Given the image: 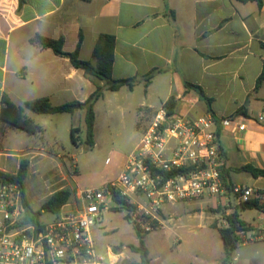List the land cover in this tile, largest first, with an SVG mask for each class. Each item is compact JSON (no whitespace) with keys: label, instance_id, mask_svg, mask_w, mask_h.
<instances>
[{"label":"crops","instance_id":"0c3cea01","mask_svg":"<svg viewBox=\"0 0 264 264\" xmlns=\"http://www.w3.org/2000/svg\"><path fill=\"white\" fill-rule=\"evenodd\" d=\"M18 7L19 0H0V111L5 94L16 105L41 97L60 105L83 103L96 90V84L68 58L32 43L37 34L64 38V50L72 52L82 33L79 55L91 61L99 36L111 34L116 38L112 76L135 77L137 82L133 89L124 86L118 91H105L95 103L94 107L103 102L109 126L115 117L120 115L124 120L131 114L134 121L137 118L136 128L143 135L158 110L155 102L158 84L165 81L164 102L175 96L180 105L178 113L194 118L209 114L207 104L184 82L198 85L212 99L211 108L217 119H235L229 126L215 127L224 153L222 170L227 182L264 189V177L254 178L235 170L247 164L264 168V121L256 120L264 113V83L256 88L264 68V0L262 5L241 0H25L21 10ZM149 72H153L152 78L146 83L144 75ZM141 86L144 96L135 104L136 90ZM77 110L69 114L72 123ZM238 110L244 114H236ZM26 113L44 130L30 135L25 147L17 148L13 141L22 135L15 128H8L0 136V168L15 173L26 157L29 172L51 175L52 179L56 175L52 176L54 169H46L56 164L57 156L48 150L51 147L44 135L47 127L36 120V113ZM239 124H245L246 129L240 131ZM51 133L52 144L58 145L61 142L58 132ZM127 160L120 164L118 176ZM75 169L78 175L74 172L70 182L76 191L85 186L79 184L77 164ZM111 179L104 178L100 186ZM200 206L217 208L218 201L205 198ZM221 210L207 216L209 221L203 225L207 233L191 241L175 240L169 264H222L224 244L212 225L218 220L219 227ZM175 214L180 215L173 206L163 209V225L155 230L166 228ZM239 214L250 236L264 229L263 208ZM190 248L194 250L192 253ZM107 255L119 256V263L126 258L124 252L113 251L110 246ZM230 264H264V238L238 245Z\"/></svg>","mask_w":264,"mask_h":264},{"label":"built area","instance_id":"2783aa9c","mask_svg":"<svg viewBox=\"0 0 264 264\" xmlns=\"http://www.w3.org/2000/svg\"><path fill=\"white\" fill-rule=\"evenodd\" d=\"M234 120L211 114L194 118L170 112L164 103L117 178L74 190L73 201L50 222L40 217V226L23 223L22 189L1 176L17 172L0 168V264H117L119 256L98 252L93 228L104 211L124 203L131 221L145 232L163 225L165 205L192 199H217L220 228L229 226L226 217L235 207L257 201L264 209V189L230 183L222 176L225 158L215 127ZM256 120L264 121V113ZM238 128L244 131L246 125ZM179 170L183 172L165 176ZM235 236L237 246L243 245L264 238V229L250 236L248 227L240 225Z\"/></svg>","mask_w":264,"mask_h":264},{"label":"rangeland","instance_id":"374dc122","mask_svg":"<svg viewBox=\"0 0 264 264\" xmlns=\"http://www.w3.org/2000/svg\"><path fill=\"white\" fill-rule=\"evenodd\" d=\"M161 82L163 81H159V83ZM142 88L141 86L136 90L135 104L139 103L144 96ZM157 88L155 102L159 109L165 103L164 99L167 93L166 81L160 85L158 84ZM176 102L177 106L174 111L179 112L180 105L178 100ZM94 108L96 113V143L93 148H88L85 144V109L77 110L73 121L74 124L72 123V117L66 113L57 115L35 114L36 120L47 127L44 133L45 141L51 147L48 150L57 156L55 163L58 165L56 167V164H52V166L46 169H54L52 176L56 175L52 179L49 178L51 175L42 176L41 173L29 172L26 179V191L31 206L35 210L42 211L44 202L54 191L56 192L64 187L71 188L73 186L74 188V184L70 182V176L74 173L76 164L78 165L80 175L79 184L85 186V188L99 187L102 180L106 177L115 179L121 171L119 167L122 161L129 158L140 142L143 135L138 132L135 125L137 118L134 121L133 115L127 114L124 120L119 115L114 118L115 121L109 126L103 102L99 101ZM27 112L32 113L29 110ZM72 124L73 126L82 127V131L77 132L78 144L73 143L71 140ZM55 130L61 138V142L58 145L52 144L51 132ZM16 131L22 136L15 138V141H13L14 145L17 148L25 147L28 139H30V135L19 129ZM38 141L41 142L43 140L40 139ZM69 154L72 156H69ZM16 165L14 164V166ZM61 170L63 173H61ZM76 174L78 175V172ZM70 201H73V199H70ZM203 201L204 199H192L164 206V209L173 206L175 211L180 215L175 214L171 216L173 217V222L168 223L166 228L145 233V243L150 251L151 264H169L172 260L170 248L176 239L191 241L198 238L199 235L207 233L203 231V225L209 221L207 216L210 214L214 215L216 211H220V208L213 206L207 209L202 208L200 203ZM201 210H205L207 214ZM55 215L50 212H42L41 221L50 222L55 218ZM125 215V210H106L103 212V218L93 228L97 241V250L100 254L106 255L107 247L109 246L113 251L125 253L126 258H124L122 263L118 264H129L140 261V256L137 253H133L129 248L131 244H138L139 240L133 224ZM217 222L218 220H214V224H217ZM211 231L213 230H209L208 232L215 233ZM193 251L190 248V252L192 253Z\"/></svg>","mask_w":264,"mask_h":264},{"label":"trees","instance_id":"16d2710c","mask_svg":"<svg viewBox=\"0 0 264 264\" xmlns=\"http://www.w3.org/2000/svg\"><path fill=\"white\" fill-rule=\"evenodd\" d=\"M241 1H256L258 5H262V0H241ZM25 0H19L18 9L21 10ZM32 43L37 44L42 48H50L55 54L66 57L70 60L74 67L83 70L84 75L92 80L96 84V90L88 97V99L83 102L74 103H64L60 105H54L47 97H41L26 101L24 105H16L10 98L5 94L2 97V105L0 111V136L6 133L8 128H15L26 132L29 135H36L43 132V127L37 124L33 119H31L26 111L29 110L36 114H73L75 109L73 105L80 104V109H85V144L88 148H93L95 146V120L96 114L94 110L95 103L100 100L105 91H118L122 87L127 86L129 89H133L137 82V78L129 79H116L112 76L113 64H114V51L116 38L111 34H101L94 47L92 58L93 60H83L80 58V49L83 43V34L80 33L79 41L77 47L74 51L68 52L64 50V38L52 39L40 34H37L33 39ZM153 72H149L144 75L146 83H149L152 78ZM103 82V84H100ZM264 83V68L261 75L257 78L256 88H259ZM184 85L188 89L195 90L199 98L207 104L208 113L215 117L213 110L211 108L212 99L207 97L202 87L194 85L188 82H184ZM166 107H168L170 112H175V107L177 102L175 96H170L165 101ZM243 113V110H238L236 114ZM215 119H217L215 117ZM82 128L78 126L71 127V140L73 143L78 144L79 140L77 137V132H81ZM238 172H247L254 178L264 177V168H258L252 164L243 165L235 169ZM30 171V162L28 158L21 160L17 175L11 174H1V176L9 181L17 182L22 189V204L24 207L25 217L24 224L30 223L40 226V217L42 211L50 212L56 214L62 208L63 205L67 204L74 194V190L70 187H64L60 190L54 192L43 204L42 211L35 210L29 201L27 191H26V179ZM74 172H77L75 169ZM178 172H183V170L174 171L172 173H165L168 177ZM222 176L226 180L224 172L222 170ZM227 181V180H226ZM263 208L257 201H250L248 203L242 204L235 207L233 211L226 217L229 221V226L226 228L217 227L216 224H212L214 228H217L225 250V256L222 260V264H230L233 253L237 248L235 231L239 229L240 225H245L246 223L240 219L239 211L247 209H261ZM115 211H126V218L133 224L135 231L138 236V244L129 245L130 250L133 253H137L140 256V261L136 263L129 264H151V258L149 254V249L145 243V232L139 225L132 222L130 215L128 213V206L124 203V206L114 207Z\"/></svg>","mask_w":264,"mask_h":264},{"label":"water","instance_id":"95a60500","mask_svg":"<svg viewBox=\"0 0 264 264\" xmlns=\"http://www.w3.org/2000/svg\"><path fill=\"white\" fill-rule=\"evenodd\" d=\"M73 107H74V109H79L80 108V104H75V105H73Z\"/></svg>","mask_w":264,"mask_h":264}]
</instances>
